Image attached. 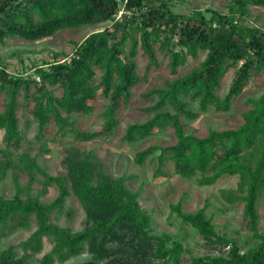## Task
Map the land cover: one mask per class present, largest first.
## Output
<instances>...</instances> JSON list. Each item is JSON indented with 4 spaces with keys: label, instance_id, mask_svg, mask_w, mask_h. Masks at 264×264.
<instances>
[{
    "label": "trees",
    "instance_id": "trees-1",
    "mask_svg": "<svg viewBox=\"0 0 264 264\" xmlns=\"http://www.w3.org/2000/svg\"><path fill=\"white\" fill-rule=\"evenodd\" d=\"M176 0H0V43L8 37L38 41L63 29L110 23L74 43L71 56L63 61L54 53L52 61L35 67L33 75L10 74L0 65V112L2 153L0 177L13 169L14 194L0 196V234L27 228L31 220L35 229L20 246L24 257L15 259L12 247L0 252L1 264H24L28 251L41 250L42 239L52 247L41 264L55 260L63 263L84 252L90 259L81 264H182L181 247L167 235L150 232V218L137 201V193L126 186L124 176L112 178L102 169L100 159L90 151L72 147L62 160L63 174L51 176L33 157L15 154L20 147L22 129L17 112L28 110L37 127L36 139L52 122L61 136L71 133L79 142H89L109 134L117 125L115 113L127 103L130 90L139 78L135 72L138 51L147 59L146 69L156 67L155 50L168 59L171 74L203 53L199 66L187 75L152 89L147 96L155 102L144 111L150 117L143 123L129 125L123 135L127 142L140 141L154 130L170 128L175 143L149 146L135 153L133 162L146 159L156 162V175H162L165 162L179 177L194 178L198 186H212L224 176L237 177L234 192L224 191L227 203L243 204L244 224L258 242L240 252L232 239L219 237L206 218L204 209L182 213L174 206L177 217L190 225L204 240L223 243L228 251L218 256L192 258L188 264H264V236L256 231V203L264 193V93L248 99L250 108L243 123L235 129L210 130L199 138L184 133V121H194L209 108L227 111L230 100L247 85L253 74L264 69V29L245 26L248 7L264 9V0H228L226 14L206 9L189 15L172 10ZM122 7L119 18L117 13ZM233 69L234 77L223 98L215 91L220 79ZM37 79H36V77ZM60 90L59 96L54 92ZM98 95L107 103L101 113L102 130L83 132L75 126L73 115H89V104ZM189 104H195L196 111ZM29 177L20 187L18 174ZM40 177V179H39ZM57 188L56 197L43 203L28 193L31 182ZM80 204L84 228L72 232L51 221L63 210L68 196ZM186 264V263H185Z\"/></svg>",
    "mask_w": 264,
    "mask_h": 264
},
{
    "label": "rangeland",
    "instance_id": "rangeland-1",
    "mask_svg": "<svg viewBox=\"0 0 264 264\" xmlns=\"http://www.w3.org/2000/svg\"><path fill=\"white\" fill-rule=\"evenodd\" d=\"M228 5V0H176L172 4V10L186 15L199 10L207 15L206 9H213L226 14ZM121 12L122 7L116 18L120 17ZM109 24L63 29L38 41H26L19 37L5 38L3 43H0V65L12 75H33L34 68L43 67L45 62L52 61L54 53H62L63 55L57 60L63 61L66 55H72L74 43H79L92 32L105 29ZM243 25L264 29V9L248 7ZM155 54L158 65L146 69L147 59L140 50L138 51L135 58V72L139 81L131 88L127 103H121L117 109L115 113L117 125L109 134L100 135L89 142H79L73 139L71 133L65 136L58 134L51 122L44 129L41 138L36 139L37 127L32 122L28 110H19L17 117L22 129V138L19 150L15 154H27L33 157L43 171L51 176H57L64 173L62 160L69 149L76 147L79 150L90 151L100 159L102 169L106 174L112 178L121 176L126 178L125 186L131 192L137 193L140 208L150 218V233L154 236L167 235L170 239L167 246H172V242L178 243L181 247L179 261L182 264H188L192 258L201 256L223 255L228 251V247L223 243L204 240L190 225L182 222L173 209L177 205L182 213L187 214L204 209L205 216L212 224L215 233L219 237L234 240L240 252H244L254 246L258 239L254 238L252 232L244 224L243 204L241 202L227 203L223 198L224 191L234 192L237 177L224 176L212 186L200 187L194 178L186 179L175 175L169 162L164 163L161 170L162 175L155 174L156 162L153 159H146L141 165L135 164L133 158L136 152L152 145L164 147L175 143L173 131L168 127L154 130L151 136L140 141L123 140V135L129 125L143 123L150 117L144 109L155 102V97L147 96V93L152 89L163 88L166 82L187 75L199 66L204 57L203 53H199L195 59L186 57L185 64L178 67L175 74H171L167 56L158 50H155ZM233 77L234 71L231 69L220 79L215 91L219 98H223L227 93ZM60 93V90L54 92L55 96H59ZM263 93L264 69L252 75L243 90L230 100L227 111H216L209 108L207 112L199 114L194 121L182 120L184 133L202 138L210 130L221 131L237 128L243 123V114L250 108L246 101L255 99ZM106 103L107 101L98 95L89 102L93 107L89 115H73L74 126L83 132L101 131L103 124L101 113ZM189 105L192 110L196 111L195 104ZM2 110L3 96L0 95V112ZM2 135L3 131L0 130V161L5 159L2 153L4 148ZM12 172L13 169H9L4 176L0 177V196L5 198H11L14 194ZM16 173L19 186L24 187L29 177L18 171ZM28 193L31 196H38L43 203H49L56 197L57 188L53 186L45 190L41 183L33 181L29 185ZM256 213V231L264 236V193L257 200ZM84 220V212L72 195L66 198L61 214L57 217L52 215L51 218L54 224L68 228L72 232L83 229ZM34 229L35 224L31 220L27 228H18L0 234V252L12 247L15 259L24 257L20 244ZM51 247V242L43 238L41 250L35 254L28 251L24 264H41L42 257L50 251ZM89 259L90 254L84 252L63 263L55 260L51 264H81Z\"/></svg>",
    "mask_w": 264,
    "mask_h": 264
}]
</instances>
